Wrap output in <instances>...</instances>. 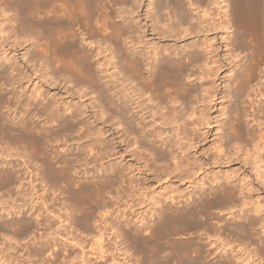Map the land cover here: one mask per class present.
I'll return each instance as SVG.
<instances>
[{"label":"bare ground","instance_id":"1","mask_svg":"<svg viewBox=\"0 0 264 264\" xmlns=\"http://www.w3.org/2000/svg\"><path fill=\"white\" fill-rule=\"evenodd\" d=\"M113 1L0 0L1 14L4 13L6 7H11L12 10L15 8L14 18L17 22V28L29 30V34L30 31L35 32L34 35L36 36L31 33L33 37L30 36L31 34L28 37H32L30 38L32 42L34 37H37V44L41 43L40 45H43L42 48L38 45L42 49V53L38 51L39 48L35 49L42 56H38V61L40 63L39 58H43L41 61L45 64L41 62L42 65L50 67L49 70L53 72V76H51V73L49 79L56 84L55 88L58 92L65 91L67 95L71 94V96L79 95L81 99L85 96L89 98V95L93 94L90 99H93L94 102L89 101V103H91V107L94 103L99 106L97 111L94 110L93 113H95L97 119H102L103 128L100 129H103L101 131L104 135V137L99 136L101 134L98 135V131L93 129L95 126L92 127L89 122H86L89 106L87 105V108H81L80 106L86 104L85 100V102L81 101V104L71 100L66 105L64 99L56 100L57 95L54 94V98H52L53 96L51 98L49 96L48 98L39 96L31 102H27L19 96H12L7 101L8 103H17L14 105L17 108V113L20 112L23 106H25L26 111V115L22 113L23 115L19 119L16 117L17 122L9 121L6 117L7 112L2 110L1 107L3 106H0V162L4 163L5 161L10 165L9 171L0 172V188H6L8 191V194L7 192H0V213L2 212L0 219L4 218V214L11 215L12 209L21 214L20 217L23 218L22 220L18 219L20 220L18 221L19 227H14L20 236L27 235L28 237L29 233L36 231L33 229L35 225L32 221L24 219L28 212L31 216H34V222H37L38 226H45V232L41 233V238L35 235L32 238L33 244L34 242L41 244L40 248L43 253L30 249L27 243V246L21 251L16 250V243H14L16 239L14 238L13 241L8 239L9 242L7 241V243L10 245V242H12L11 246L7 249L0 247L2 248L0 249V264H11V260H17L18 264H23L24 262H21V260L24 261L25 258L28 260L36 258L34 260L37 264H46V261L51 260L48 264H53V258L57 262L60 254L64 252L63 249L68 253L62 256L66 255L68 259L70 257V261L75 260L73 261L74 264H124L119 258L121 253L110 252V254L108 252L110 250L105 249L107 247L104 242L108 232L111 230L117 237L123 235L120 231V236H118L121 228L117 230L115 227H121L120 222L128 219L130 214L126 209L137 219L142 218L140 221H144V218H146L144 216L146 214L145 208L151 205L154 208L153 204L156 206L161 201L153 196V190V193L151 191L152 197L149 192H145V189L150 187V190L152 185H157V183L160 184L159 187H174L173 184L176 183L173 181L174 179L178 183L186 180L198 189L209 183L212 190L206 193L207 189L202 188L203 191L201 190L199 193L200 201L198 202L196 199L198 203L195 202L194 204L191 201L187 206H183L184 208L170 207V210L163 211L168 213L162 216L161 221L166 219V222H169L172 227V234H179L181 227L187 228L188 225L191 226L192 224H203L199 228L204 230L202 226L209 223L210 220L212 221L215 218L221 220L212 208L213 203H215L212 202L215 201L213 198H216V205H219L230 215L238 208L241 212L250 210L256 213L253 217H251L252 214L248 216L245 213L246 219L244 220L246 222L240 220L243 223L245 222L240 225H237V223H240V221L238 222L239 218L235 225L234 221L232 222L233 225H230V220L226 219L225 223H222L224 220H221V227L225 231L224 235L221 234L225 236L226 229H229L232 233L231 229L233 228L235 234L254 240L253 242L256 245L259 244L258 250H264V235H262V232L260 235L259 231L258 236L257 231L259 228L256 227L257 224L264 227V222L261 220L264 219L261 217L264 212V204L262 205L260 202V204L256 203L258 205L253 207H246L249 205L250 194L253 191L264 189V165H261V163V166L258 165L259 179L261 180L254 182L253 180L241 182L242 178L236 182L235 177L237 175H233L232 172V165L237 160L240 161V154L238 153L241 152L242 148L245 155L242 153L241 155L246 157L244 159L246 161L251 159L249 158L250 154L255 159H261L264 152V125L260 121L256 127H248V123L245 125L243 119L246 118H244V115H248L245 110L247 106H242L247 100L245 97L250 98L252 92L257 91L258 93L256 92L254 95L264 96V0H232L236 4V14L238 13L240 18H236L237 22L241 21V26L238 27L232 9L224 10V15L220 11L223 8L220 3L225 0H211V5H219L218 8L215 6L217 11L213 10L212 12L211 9H206L199 11L201 13L199 16H197L199 14L197 11H195L197 12L195 16V13L191 10L193 16L186 8V5H190L192 2L187 4L185 0H147L150 1L147 2L149 7L153 5L150 9L145 8L147 6L144 7V9H147L146 13V10H143L147 15V19H150V24L149 21L143 20L140 13L143 0ZM203 1L205 3L208 0ZM196 2L198 1L196 0ZM206 3L208 4V2ZM211 5L209 6L212 7ZM10 9L7 10L10 11ZM119 9L120 11L116 16L115 13ZM200 10L203 9L200 8ZM116 17H119V20H116ZM9 21L12 24V21ZM234 27L239 29L238 31L235 29L234 33L237 32L230 37V29H234ZM3 28L5 27L3 26L1 30ZM6 29H4V32ZM18 32L20 33V31ZM36 32L39 34V38ZM11 33L4 35V41H1V45H3L0 53L13 51L19 56L17 47H23L24 42L21 41V43L23 42L21 44L19 41L22 39H19L14 32ZM25 33L27 34V32ZM23 35L21 34L19 37ZM223 36L225 39L231 38V44L238 41V49L241 47L240 51L242 52L243 48L246 49V46L248 48L252 42L254 43V50L253 48L251 50V54L253 51L254 54H252L253 56L250 55V57L255 56L254 58H256V64L254 62L253 68L252 64L247 63L248 67L251 68L245 67V70L242 69L243 71L238 73L236 69L241 64V60L237 59L238 55H234V52L238 51L228 48L227 52H223L222 43L218 42V39L221 38L222 40ZM228 44L225 47L232 46ZM25 52L24 56L28 52L30 53L31 50L28 49ZM38 52L36 53L38 54ZM7 57H9L8 59L11 58L10 55H7L5 57L7 61ZM250 59L254 61V59ZM16 66L12 67V71L6 73L9 76V83H19L21 85L22 80L29 77L30 72L27 71V74V72L16 68ZM33 66L36 65L33 64ZM44 71L47 73V70ZM232 71H234L233 74L226 75L227 72ZM46 73L43 72L41 75L46 77ZM0 74L3 75L5 72L1 73L0 71ZM7 74H5V77H7ZM32 75L34 76V74ZM220 79H224L226 90L222 88L223 82L219 83ZM23 85L19 87H23ZM39 92H36V94ZM1 93L2 91L0 95ZM95 94L96 96H94ZM69 100L70 98L67 101ZM218 102L221 105L228 102V105L220 109L225 110L222 111L225 112L223 114H227L224 120L212 116L211 110L218 106ZM257 104L259 105V103ZM250 106L248 105V108ZM256 109L258 108L256 107ZM260 109L262 110V106ZM37 116H44L42 121L46 120V122L43 124H46V126L50 124L51 129H38L42 121L35 119ZM58 126L59 128H57ZM211 137L213 138L211 139ZM208 142H212L211 154L206 155L208 157L204 159L196 157L195 155L200 149L208 152L209 149L206 147ZM73 143H77L78 146L72 147ZM248 145H252L254 149L247 148ZM66 146L67 148L64 149ZM104 158L106 161L102 162ZM261 162L263 163V161ZM216 167L219 170H216ZM96 169L98 172H102L104 185L97 180L99 177L95 180L97 182L91 178V180H86L88 178L77 180V174L82 173V171L87 176L92 170ZM198 173H200V176ZM197 175L199 177H196ZM202 175L204 176L201 179ZM99 179L102 180L101 177ZM95 183L99 184H97V188L94 187ZM11 186L17 189L15 195L11 194ZM178 188L174 191L170 190L174 193L177 192ZM178 190L182 192L181 189ZM172 192V195L168 196L170 201L175 204L180 203L185 193L182 192V194L176 195L175 192V195H173ZM187 193L188 191H186ZM193 194H191V197H193ZM195 194L197 195V193ZM4 195L9 199L12 198L13 205L6 202L8 199H4L6 198ZM67 200L71 202L66 203ZM192 200L194 202V199ZM59 201L65 202L64 204L70 207V213L61 215L60 208H58ZM257 201L259 202V200ZM202 202H205V204L202 205ZM170 204L166 207L168 208ZM60 207L63 208L62 204ZM152 208L150 207L149 210H152ZM114 214H117L115 218L113 217ZM68 221L67 228H63ZM71 221L74 223L79 222L77 224L82 230L78 229L77 232L78 234L84 232L85 236L81 234L85 238H82V235L79 234L82 239H77L75 233L76 235H72L73 237L70 239L68 235L77 230L72 229L76 226H74V223L72 225ZM52 223H56V226ZM130 223L129 227H131ZM183 225H186V227ZM193 226L189 230H194ZM206 226L208 227L210 224ZM6 227H8V224H6ZM69 227L70 229L67 231ZM122 227L127 231L124 225ZM164 227L171 234L168 229L169 225ZM197 227L195 228L199 231L200 229H197ZM7 230L9 231V228ZM229 230H227V237L230 234ZM3 231L2 233H4ZM133 231L135 233L131 232L132 234H137L136 229H133ZM214 231L212 235L208 232L204 233L207 235L208 239L206 240H209V242H205L200 238L194 242L198 246L192 247L191 250H189L190 247L188 249V246H185L187 249L182 251L180 250L182 244H178V251L176 247L178 241L176 243L169 238L170 244L171 241L174 244L172 243L173 247L172 244L170 246L173 248H171L172 251L167 252H170V254H165L168 255L165 257L166 260L168 257L169 264H175V260L178 261L177 263L182 261L180 264H264L262 262L264 257L261 256V258L258 255L260 253L258 250L257 252L252 250V252L245 248L249 247L247 243L249 240L241 242L242 238H238L236 235V241L239 243L232 244L231 241L236 237L232 238L233 240L228 237L231 241L226 240V236V238H223L220 232L214 234ZM68 232L71 234H68ZM234 233H232L233 236ZM53 234H57V236L49 238V235ZM201 234L199 233V236ZM79 236L78 238H80ZM88 237H90V242L87 240L88 243L85 245V239H89ZM63 238L65 240L69 239L72 244L68 243V245L65 243L66 241L62 243ZM133 238L134 236L131 238L132 241L136 239V237L134 240ZM193 238L197 239L195 236ZM60 239H62V242ZM148 241L147 246H149ZM187 241L189 242V240ZM49 243L51 245L54 243L55 246L53 245L54 247L51 248V245H48ZM58 243L62 244L63 248L61 245L58 247ZM138 243H136L137 246H140L141 243ZM243 243L245 247L242 245ZM67 245L72 246L71 249L67 250ZM76 247L77 250L79 248V251H76ZM118 247L119 245L115 248V251H120ZM159 247L161 248V246ZM170 247L168 246V248ZM185 247L182 246L181 248ZM256 247L258 245L253 248ZM157 249L155 248V250ZM243 251L244 253H242ZM88 252L96 255V260L90 257ZM143 252L141 250L140 253L143 254L142 258L146 262L152 258L153 261L154 258L159 261V258L162 259L164 256L160 254L161 252L154 251L155 253H151L147 249H144ZM107 253L110 254V258L104 260ZM46 254L48 255L45 257L46 261H44L43 256ZM66 256L65 258H67ZM209 256H212L210 260ZM254 256L259 257L260 261L254 259ZM21 257L25 258L21 259ZM215 257H217V260L213 261L212 259H215ZM98 259H100L99 262ZM67 261L69 264H73L69 260Z\"/></svg>","mask_w":264,"mask_h":264},{"label":"rangeland","instance_id":"2","mask_svg":"<svg viewBox=\"0 0 264 264\" xmlns=\"http://www.w3.org/2000/svg\"><path fill=\"white\" fill-rule=\"evenodd\" d=\"M110 2L111 1H113V0H109ZM186 2H187V4H190L189 2H192L190 5H186V8L187 9H189V12H191L192 13V11H193V13H195V16H196V14H197V12L199 13L197 16H199L201 13V11H204V10H210V11H212L213 12V10L215 11H217V8L219 7V5H216V4H214V6H213V4L211 5L210 4V1L211 0H208V1H206V2H208V4L205 2L204 3V1L202 0H197L198 2H196V0H185ZM193 1H194V3H193ZM219 1H221V0H219ZM113 2H115V1H113ZM150 2V1H147V0H143V3H142V6L143 7H141L142 9H140V13L142 14V18H143V20L145 21V20H147V21H149L150 19H147V15L145 14L146 12H147V9H150V8H152L153 7V5H151L150 7L148 6V3ZM226 2V0L225 1H222L221 3H220V6H222L223 8L220 10V11H222V13H223V15H224V10H228V9H232L233 10V12H234V18L236 19H240L239 18V16H238V13L236 14V12H237V8H236V4H234V2H232V0H230L229 2H228V0H227V2ZM232 3V4H231ZM197 4H199V5H197ZM204 4V5H203ZM205 4H207L206 6H205ZM117 5H119V4H117ZM209 5H211L212 7H210ZM145 6H147V7H145ZM188 6V7H187ZM191 8H190V7ZM199 8H202L203 10H200V8L198 9L197 7ZM202 6V7H201ZM217 8H216V7ZM1 7V6H0ZM118 7V6H117ZM144 7L145 8H147V9H144ZM11 8V7H10ZM10 8H7L6 7V9H4V16H3V14H1V12H0V25L3 27H5V28H3V30H1V28H0V32H1V34H0V49L2 48V45H1V41H4V35H8V34H10L11 32L13 33H15V35L17 36L18 35V38L19 39H22V40H20L19 42L21 43V41H23L24 43H26V44H24L23 42V47H17L18 48V55L19 56H17V54H15L13 51H10V52H7V53H0V71H1V73H4L5 72V74H7L6 72L8 71V72H10V71H12V67L14 66H16V64L17 63H19L18 64V66H16V68H20V70L22 69V71H25V72H32L31 74L29 73L28 74V72H27V74L29 75V77H27V78H25V80L23 79L22 80V84L21 85H23V84H25V85H23V87H19V86H21V85H19V83H14V84H11V83H9V76H8V74H7V77H5V74H3V75H1L0 74V92L2 91V93H1V95H0V99H2V100H0V101H4V102H0V106H3V107H1L2 108V110H4L5 112H7V114H6V117L8 118V120L9 121H15V122H17L18 121V119L21 117V115H23V114H25L26 115V111H25V106H23L21 109H20V112L19 113H17V108L14 106V105H16L17 103L15 102H10V103H8V101H7V99L8 98H10V97H12V96H19V97H21V99H24V100H27V102H31L32 100H36L37 99V97H39V96H41V97H44V98H48V96H49V98H51V96H53V94L56 96V100H61V99H64L65 100V102H66V105L69 103V102H71V100H72V102H75V103H77V104H81V101H84L86 104L84 105H80L81 106V108H87V105L89 106L88 107V112H87V115H86V122L88 123H90L91 124V126L92 127H94L93 129H94V131L96 130V131H98V135L99 134H101V135H99V136H103L104 137V135H103V132L101 131V130H103V129H100V128H103V124H101V121H102V119H97V116L96 115H94L95 113H93L94 112V110H96L97 111V108H99V106L98 105H95L96 103H94L92 106L93 107H95V108H93V107H91L90 106V104L91 103H89V101L90 102H94V100L93 99H90V98H92L93 97V94H90L89 96V98H88V96H85L83 99H81V98H79L80 96L78 95H76V96H71V94H69V95H67L66 94V92L65 91H63V92H58V90L55 88V86H56V84H54L50 79H49V75L51 74V76H53V72L52 71H50L49 69H50V67H48V66H46V65H42V63L43 64H45L43 61H41V60H43V58H39V60H40V63H39V61H38V56H40V57H42L41 55H39L40 53L38 52V51H42V47H43V45H40L41 43H39V42H41V41H39L38 43L39 44H37V40H36V38L37 37H34V39H33V42H32V39H30V38H32L33 36H36V35H34L35 34V32L33 33L32 31H30V34L31 33H33V36H32V34L30 35L29 33H28V31H26V30H22V29H18L17 27V22H16V20H15V18H14V9L12 10V9H10ZM119 8V7H118ZM7 9H10V11L9 10H7ZM198 9V10H197ZM13 11V13H12V11ZM145 11V13H144V11ZM192 10V11H191ZM120 11V9L117 11V13H115V15L117 16V14H118V12ZM195 11H197V12H195ZM200 11V12H199ZM10 13V14H9ZM193 13H192V15H193ZM144 14V15H143ZM202 14H203V12H202ZM238 16V17H235V16ZM13 16V17H12ZM146 16V17H145ZM194 16V15H193ZM3 19H2V18ZM13 18V19H12ZM237 19L235 20L236 21V23H237V27L238 26H241V21H238L237 22ZM5 20H8V21H5ZM9 20H11L12 21V24H11V22L9 21ZM116 20H119V17H116ZM2 21H3V23H2ZM5 21V22H4ZM14 21V22H13ZM143 21V22H144ZM151 23V21H149V24ZM234 23V25H236V23L235 22H233ZM8 26H7V25ZM10 26V27H9ZM15 27V28H14ZM237 27H234V29L233 28H231L230 29V31H231V34L229 35L230 37H232L231 35H233L234 36V34L238 31V29L239 28H237ZM6 28H10V29H6ZM4 29H6L5 30V32H6V34H5V32H4ZM235 29H237V31L234 33V31H235ZM4 33H3V32ZM11 31V32H10ZM18 31H20V33L18 32ZM25 32H27V34L24 33ZM3 33V34H2ZM11 33V34H12ZM23 35V36H21V37H19V35ZM36 34H37V32H36ZM2 35V36H1ZM27 35V36H26ZM28 35H30V36H32V37H28ZM39 34H37V36H38ZM224 35H226V34H224ZM227 37V36H226ZM17 38V40H19ZM24 38V39H23ZM29 38V39H28ZM38 38H39V36H38ZM195 39H197V38H195ZM202 39H204V37H202ZM220 39V40H219ZM218 39V42H220V43H222V48H223V52H227V49L229 48V49H234V51L236 50V51H238V52H234V55H238L237 56V59L238 60H241V64L237 67V71H238V73H241L243 70H245L246 68H251V67H248V64L247 63H249V64H252L251 66H252V68L254 67V62H255V64H256V61H255V59L256 58H254V57H250V55H252V54H254V51L252 52V54H251V50H252V48H253V50H254V47H253V45H254V43L252 44H250L249 46H248V48H247V46H246V49H248V50H246L245 48H243L242 50H243V52L242 51H240V49H241V47H239L240 49H238V46L239 45H237V42L236 41H234L233 43L235 44H231V38H228V39H225V37L223 36L222 37V40H221V38H219ZM225 39V40H224ZM36 40V41H35ZM226 40H227V42H226ZM31 42V43H30ZM36 42V43H35ZM21 43V44H22ZM229 43V44H228ZM30 44V45H29ZM35 44H37V45H35ZM232 45V46H227V47H225V45ZM239 44V43H238ZM38 45H40V47H38ZM224 45V46H223ZM27 48V50L29 49V50H31V52L30 53H32V54H30L29 52H28V54H26L25 56H24V54L26 53L25 51H27L26 50V48ZM30 47V48H28V47ZM233 46H234V48H233ZM235 46H237L236 48H235ZM250 46H251V48H250ZM39 48V49H38ZM35 49H38V51L36 50L35 51ZM244 49H245V51H244ZM249 49H250V51H249ZM36 52H38V54L36 53ZM42 53V52H41ZM5 54V55H4ZM13 54V55H12ZM37 54V55H36ZM247 54V55H246ZM9 56L10 55V59H8L9 57H7V59H8V61L6 60V56ZM15 55H16V57H17V59H15L16 57H15ZM34 55H36V56H34ZM253 56V55H252ZM36 57V58H35ZM250 58H252V60L254 59V61H251V59ZM13 59H14V61H13ZM37 59V60H36ZM9 61H11V63H9ZM13 61V62H12ZM38 61V62H37ZM16 64H15V63ZM42 62V63H41ZM251 62V63H250ZM253 62V63H252ZM34 65H36V66H33V64ZM40 65H42V66H40ZM245 63V64H244ZM13 64H15V65H12ZM25 65H26V67H25ZM37 65H39V66H37ZM244 65V66H243ZM48 67V68H46V67ZM243 67V68H240L239 69V67ZM31 67V68H30ZM33 67H34V69L37 71V72H34L35 70L33 69ZM39 67V68H38ZM44 67H45V69H44ZM246 67V68H245ZM26 70H25V69ZM30 68V69H29ZM38 68V69H37ZM24 69V70H23ZM243 69V70H242ZM3 70V71H2ZM31 70V71H30ZM43 72H45L46 73V71H44V70H47V73H46V77H44V76H42L41 74L43 73ZM49 71V72H48ZM34 72V73H33ZM38 72H40V73H38ZM234 73V71H232V72H230V73H228L227 72V74L226 75H231V74H233ZM32 74H34V76L32 75ZM2 76V77H1ZM55 76V75H54ZM33 77V78H32ZM28 80V81H27ZM222 80V81H221ZM7 81V82H6ZM25 82V83H24ZM47 82V83H46ZM221 82H223L222 83V88L223 89H227V88H225V81H224V79H220L219 80V83H221ZM5 85H4V84ZM49 85V86H48ZM5 86V87H4ZM54 86V87H53ZM57 90V91H56ZM39 91H42V92H39ZM36 92H39L38 94H36ZM52 92V93H51ZM54 92V93H53ZM56 92V93H55ZM257 91H255V92H252L251 93V97L250 98H247V97H245L247 100H246V102H244L243 104H242V106L244 107V105H246L247 106V109H246V107H245V110H246V114H248V115H244V118L245 119H243V123L246 125L247 123V126L248 127H250V126H257L258 125V122L260 121V122H262V124L264 125V107H263V104H264V100H262V99H264V96H262L261 97V95H258L257 96V94L256 95H254L255 93H256ZM36 95H35V94ZM59 93V94H58ZM63 93V94H62ZM258 93V92H257ZM6 94V95H5ZM60 94H62L61 96H59ZM65 94V95H64ZM46 97H45V96ZM64 95V96H63ZM92 95V96H91ZM6 96V97H5ZM24 98H23V97ZM59 96V97H58ZM94 96H96V94L94 95ZM257 96V97H256ZM63 97H65V98H63ZM260 97V98H259ZM52 98H54V96L52 97ZM60 98V99H59ZM70 98V100L69 101H67L68 99ZM79 98V99H78ZM77 99H78V101H77ZM81 99V100H80ZM89 99V100H88ZM74 100V101H73ZM259 101V102H257V101ZM261 101H263V102H261ZM80 102V103H79ZM248 102V103H247ZM3 103V104H2ZM7 105H5V104ZM14 103V104H13ZM89 103V104H88ZM247 103V104H246ZM253 103V104H252ZM257 103H259V105L257 104ZM261 103H263L262 105H261ZM2 104V105H1ZM74 104V103H73ZM218 104V108L215 106L214 108L215 109H212L211 110V113H212V116L214 115V118H219L220 120L221 119H225L224 117L227 115V114H223V113H225V112H222V111H225V110H220V109H222L221 107H224V106H226V105H228V102H226V103H224V105L222 104H220V102H218L217 103ZM220 104V105H219ZM12 105V106H11ZM248 105L250 106L249 108H248ZM11 106V108H14V109H11V108H9ZM97 106V107H96ZM259 109H256V107ZM261 106H262V110L260 109L261 108ZM91 107V108H90ZM220 107V108H219ZM93 108V109H92ZM16 109V110H15ZM10 110H12V111H10ZM90 110V111H89ZM252 110V111H251ZM95 111V112H96ZM219 111V112H218ZM249 111V112H248ZM13 113V114H12ZM21 113V114H20ZM23 113V114H22ZM93 113V114H92ZM250 113V114H249ZM254 113V114H253ZM260 113V114H259ZM263 115H262V114ZM19 114H20V116H19ZM216 114V115H215ZM222 114V115H221ZM7 115H9V116H12V117H9V116H7ZM217 115H220V116H218L217 117ZM250 116V117H249ZM16 117H18V119H16ZM88 117H89V120L87 121V119H88ZM95 117V118H94ZM249 117V118H248ZM44 118V116L43 117H39V116H37V117H35V119H38L39 121H42V119ZM248 118V119H247ZM11 119V120H10ZM261 120H263V121H261ZM254 121V122H253ZM46 122V120H43L42 122H41V126H39L38 127V129H43L44 130V128L46 129V130H49V125L50 124H48L47 126H46V124H43V123H45ZM253 123V124H252ZM89 124V125H90ZM255 124V125H254ZM255 127H254V129H255ZM48 128V129H47ZM57 128H59V126L57 127ZM56 127H55V129H57ZM99 130H98V129ZM51 129V128H50ZM53 129V128H52ZM213 137H211V139H212ZM75 144V145H74ZM78 145H77V143H73V145H72V147H77ZM251 148H250V147ZM206 147L209 149V150H207L208 152H205V151H203V150H201L200 149V151H198L197 153H196V157H200V158H202V159H204L205 157H208L210 154H211V149H212V142L210 143V142H208L207 144H206ZM61 148H63V147H61ZM67 148V146L66 147H64V149H66ZM247 148H249V149H254V147L252 146V145H248V147ZM242 150H243V148L240 150V151H238V152H240V153H238V154H240V158H239V160L240 161H238L237 160V162H235L233 165H232V172H233V175H237V177H235V181L236 182H238L239 180H241V178H242V181L241 182H244L245 180L246 181H248V182H250L251 180H253V182L254 181H257V180H261V179H259L260 178V175H259V171H258V165L259 166H261V165H264V152H263V154H262V157H261V159L260 158H256L255 159V157L253 156V157H251V154L249 155V158H251V159H249V160H244V159H246V157L245 156H243V155H245V152L243 153L242 152ZM244 151V150H243ZM253 151V150H252ZM193 153H195V152H193ZM201 153V154H200ZM204 153H205V155H204ZM207 153V154H206ZM241 153L243 154V155H241ZM0 154H1V152H0ZM203 154V155H202ZM206 155H208V156H206ZM242 156H243V158H242ZM105 159V158H104ZM102 160V162L104 161H106V159L105 160ZM253 159H254V161H253ZM260 159V160H259ZM242 161V162H241ZM246 161V162H245ZM261 161H263V163L261 162ZM250 164H249V163ZM1 164H0V172L2 173V172H4V171H9L10 169H9V167H10V165H8V163H6L5 161H4V163L3 162H0ZM243 163H245V164H243ZM260 163H261V165H260ZM4 164V165H3ZM255 164V165H254ZM3 165V166H2ZM257 167V169H256V167ZM218 167H216V170H219V168L217 169ZM3 170V171H2ZM257 172V173H256ZM84 173V171H82V173H79V174H77L78 176L76 177L77 178V180H85V178H88V179H86V180H96L98 177L100 178H102V180L100 181V179L98 178L97 180L99 181V183L100 184H103L104 185V176H103V174H102V172H98L97 171V169L96 170H92V172H90L89 173V175H85V174H83ZM100 173V174H99ZM85 175V176H84ZM92 175V176H91ZM101 175V176H100ZM198 175L200 176V173H198ZM196 176V177H199V176ZM239 175V176H238ZM259 175V176H258ZM203 176L204 175H202L200 178L202 179L203 178ZM256 176H258L257 178H256ZM91 178V179H90ZM243 178H244V180H243ZM174 182H176L175 184H177L178 183V181L176 180V179H174L173 180ZM95 182H97V181H95ZM180 183V184H179ZM176 186H175V184H173L174 185V187H172V186H170V188L169 187H166V186H164V187H159L160 186V184L159 183H157V185H152V187H151V189L149 190V188H146L145 189V192H149V195L151 194V191L153 190L154 191V193L156 194H154L153 193V191H152V193H153V196L154 197H156V198H158V199H160L161 201H160V203H158V204H156V206H155V204H153V206H154V208H152V205L150 206L151 208H152V210H149L150 209V207H147V208H145L146 209V214L144 215V216H146V218H144V221H140V220H142V218H136L132 213H129V211H128V209H126V211L128 212V214H130L129 215V217H128V219H125V220H122L121 222H120V225H121V227H115L117 230H119V228H121L120 230H119V233H118V236H120V231H121V235L123 234V235H125L124 237H123V235L121 236V237H117V235L115 236L113 233L114 232H111V230L108 232V234H107V237H106V240H105V246L107 247V248H109V249H107V248H105L106 250H110V251H108L109 253L111 252H113V253H116V252H119V253H121L120 254V256H119V258H120V260L122 261V262H124V264H154V262L156 261V262H158V263H156L155 262V264H159L161 261H163L164 263H168V257H167V260H166V256H168V255H165V254H170V252L172 251V247H173V242H176L177 243V241H178V243L176 244V247H177V250H178V244L180 245V244H182V245H180V250H186L187 248L185 247V246H188V249H189V247H190V249L189 250H191V248L193 247H197L198 246V244H196V243H194L195 241H197L198 239H200V238H202L203 239V241H205V242H209V240H206V239H208L207 238V235H205L204 233L206 232H208V234H210V235H212L213 233V230H215L214 231V234H215V232H220V235H224V230H223V228L221 227V223L220 222H222L223 220V222L222 223H225V221H226V219H228V220H230L229 221V223H230V225H233L232 224V222L234 221V225H235V223H237L236 221H237V219L239 218V220H238V222L240 221V220H242V221H245L246 222V220H244V219H246L245 217V213H246V215H248V216H250L251 214V217H253L256 213H254V212H252V211H250V210H247V212H241V211H239L240 210V208H238V210H236V211H234V215L233 214H231L230 215V213H228L227 211H224V209H222L219 205H216V198H213V199H215V201H212V202H215V203H213V210L217 213L216 215H217V217H220V219L222 220H219L218 218H215V219H213L212 221L210 220V222L209 223H207V224H204V226H202L203 228H204V230H205V228H206V231L204 232V230H202V229H200L199 227H201V225H203V224H201V225H199V224H192L191 226H187V228H183V227H181V229H180V233L179 234H172L171 232H172V227H171V225L169 224V222H166V219H163L162 221H161V219H162V216H165L164 214H166V213H168V212H163L164 210L165 211H168V210H170L169 208L170 207H172V208H184L185 207V205L187 206L188 205V203H190L191 201V203H194L195 204V202L196 203H198L199 201H200V199H199V196H200V192H201V190L203 191V189H207L206 190V193H208L209 191H211L212 189H211V186H210V184L209 183H207L204 187H199V189H198V187H196L195 185H191L189 182H187L186 180L185 181H183V182H179ZM187 183V184H186ZM189 183V184H188ZM96 184V183H95ZM98 184V183H97ZM94 185V187H96V186H98V185ZM257 184V183H256ZM179 185H180V187H179ZM186 187H184V186ZM182 186V187H181ZM192 186V187H191ZM209 186V187H208ZM179 187V188H178ZM208 187V188H207ZM11 188V194H13V195H15L16 193V191H17V189L14 187V186H11L10 187ZM97 188V187H96ZM176 188H178V189H181V191L183 192V194L185 193V195H186V197H185V195H184V197L183 198H181V202L180 203H177V204H175V203H173L172 201H170V199L168 198V196L169 195H172L171 194V192L172 191H174ZM187 188H189L188 190H187ZM203 188V189H202ZM1 190H0V192H7V194H8V191H7V189L6 188H0ZM172 191H171V190ZM177 189V192L175 193L176 195L178 194L179 195V193H181L182 194V192H179L180 190H178ZM198 190H200V191H198ZM186 191H188V193L186 194ZM195 191V192H194ZM196 191H198V192H196ZM190 192H191V194H195V193H197V195L195 194H193L192 196L193 197H191V194H190ZM193 192V193H192ZM170 193V194H169ZM173 193V192H172ZM173 193V195H175ZM206 193H205V195H206ZM7 194H5V195H7ZM10 194V195H11ZM167 194V195H166ZM180 194V195H181ZM4 195V197H6V198H4V199H8L6 202L8 203V204H12L13 205V203H12V198L11 199H9L7 196H5ZM150 196H152V194L150 195ZM152 196V197H153ZM191 198H190V197ZM197 196H198V198H197ZM10 197V196H9ZM167 198L166 200H165V198ZM185 198V199H184ZM183 199V200H182ZM189 199V200H188ZM192 199H194V202H193V200ZM196 199H197V201H196ZM212 199V198H211ZM210 199V200H211ZM64 200V199H63ZM167 200H169V201H167ZM187 200V201H186ZM257 200H259V202L257 201ZM262 200V201H261ZM185 201V202H184ZM70 203L71 201L70 200H67L66 201V203ZM172 202V203H171ZM183 202V203H182ZM255 202V203H254ZM260 202L262 203V205L264 204V189H261V190H259V191H253L252 192V194H250V197H249V200H248V203H249V205L248 206H246V207H253V206H255V205H258V204H260ZM65 202H62V201H59V204H58V208H60V209H62V210H60L59 209V211H60V213H61V215L62 214H68V213H70V207L67 205H65L64 204ZM163 205H162V204ZM170 204V206H168V208L166 207V205H168V204ZM203 204L202 205H204L205 204V202H202ZM256 203H258V204H256ZM61 204H62V206H63V208L62 207H60L61 206ZM180 204V205H179ZM181 204H183V205H181ZM70 205V204H69ZM172 205V206H171ZM252 205V206H251ZM165 207L163 210H162V208L163 207ZM184 206V207H183ZM217 206H219V207H217ZM69 209H68V208ZM67 210H66V209ZM217 208H218V210H217ZM18 209V208H17ZM65 209V210H64ZM144 209V210H145ZM167 209V210H166ZM67 211V213H65V212ZM148 211V212H147ZM150 211H151V213H150ZM30 212H28V213H26V216L24 217V219L26 218L27 220H29V221H32V223L35 225L34 227H33V229L34 230H36L35 232H33V233H29L28 235V237H27V235H23V236H20V235H18V233L16 232V230L14 229V227L16 226V227H19V224H18V221H20V220H22V218L23 217H20L21 216V214H18L17 212H15V210L14 209H12V213H11V215H7V214H4L3 215V217L4 218H2V219H0V247H2L3 249H4V247H5V249H7L9 246H11V243L12 242H10V245H9V243H7V241L9 242V240H11V241H13V239L15 240L14 241V243H16L15 245H16V247H15V245H13L15 248H17L16 250H19V251H21L24 247H26L27 245L30 247V249H33V250H38V251H40L41 253H43V251L41 250V248H40V245L41 244H39V243H35L34 242V244H33V236L35 235V236H38V237H40L41 236V233H44L45 232V229H44V227L45 226H43L42 225V227L39 225H37V222H34V216H31L30 214H29ZM224 213V214H223ZM226 213V214H225ZM264 213V212H263ZM262 213V215H261V217L262 218H264L263 216H264V214ZM0 214H2V212L0 213ZM223 215V217H222V215ZM116 215L117 214H114L113 215V217L115 218L116 217ZM219 215H221V216H219ZM225 216V217H224ZM228 218H227V217ZM243 218H242V217ZM112 217V218H113ZM222 217V218H221ZM165 218V217H164ZM18 219H20V220H18ZM160 219V220H159ZM232 219H234V220H232ZM219 220V221H218ZM248 220V219H247ZM261 220H263V222H264V219H261ZM130 221H131V223H130ZM242 221H240V223L238 224L237 223V225H240L241 223L242 224H244ZM56 222V221H55ZM140 222V223H139ZM143 222V223H142ZM164 222H166V223H164ZM70 223H72V225H74V226H76V227H73V226H70L72 229H77V230H75L72 234L70 233V232H68V234H71V235H68V236H70V239H71V237H73L72 235H78L79 236V234H80V236L83 234L84 236H85V233L83 232H80L79 234H78V232L77 231H79L78 229H80V226H79V224H77V223H79V222H73V221H71ZM74 223V224H73ZM129 223H130V226L132 227V226H134V227H132L133 229H136V233L137 234H134L135 232V230L133 231V229L131 228V227H129ZM197 223V222H196ZM4 224H5V226H4ZM6 224H8V227H6ZM52 224H54V226H56L55 224L56 223H52ZM169 225V232L171 233V234H169L168 233V231H167V228L165 229V227L164 226H167V225ZM208 224H210V226H206V225H208ZM59 225V224H58ZM57 225V226H58ZM67 225H69V221L68 222H66L65 223V226L63 227V228H67ZM125 226L126 227V229H127V231L125 230V229H123V227L122 226ZM197 227L198 225V227H197V229H200L199 231L198 230H196V228L194 227ZM223 225V224H222ZM37 226V227H36ZM128 226V227H127ZM183 226H185L186 227V225H183ZM192 226H193V229L195 230H189V229H192ZM206 226V227H205ZM258 226V228H259V230L257 231L258 233V236H259V231H260V235L262 234V235H264V229H262V228H264L262 225L260 226V224H257L256 225V227ZM12 229H11V228ZM70 227L67 229V231H69V229H70ZM189 227V228H188ZM211 227V228H210ZM232 227V226H231ZM261 227V228H260ZM3 228H5V229H3ZM9 228V231L7 230V229ZM210 228V229H209ZM215 228V229H214ZM257 228V229H258ZM11 229V230H10ZM44 229V230H43ZM116 229H114L115 231H117ZM131 229H132V231H131ZM138 229V230H137ZM185 229H187V230H185ZM231 229V228H230ZM261 229V230H260ZM4 230V231H3ZM7 230V231H6ZM41 230V231H40ZM80 230H82V229H80ZM114 230H112V231H114ZM145 233H143L142 231ZM162 230V231H161ZM171 230V231H170ZM227 230H229V229H226V234H225V236L227 237ZM233 232L232 233H234L235 231H234V229L232 228L231 229ZM2 231L4 232V233H2ZM13 231V232H12ZM44 231V232H43ZM66 231V232H67ZM134 232L133 234L131 233V232ZM137 231H139L140 233H138ZM146 231V232H145ZM190 231V232H189ZM202 231V232H201ZM126 232H128V233H126ZM173 232H174V230H173ZM185 233V232H187L188 234H189V236H188V234L187 233H185V234H183V233ZM262 232V233H261ZM76 233V234H75ZM82 233V234H81ZM126 233V234H125ZM176 233V232H175ZM192 235H191V234ZM199 233L201 234L200 236H199ZM222 233V234H221ZM229 233L230 234H228V237H230L231 239L232 238H234V237H236V235H237V237L238 238H242L241 239V242H243V241H246V240H249V238H243V237H240V236H238L239 234H235L234 236L232 235V233H231V231L229 230ZM31 234V235H30ZM132 234V235H131ZM138 234H140V235H138ZM168 234V235H167ZM195 234V235H194ZM197 234H198V236H197ZM13 236V237H11V236ZM44 236H46L45 234H43ZM76 235V237H77V239H82L84 236L82 235V238L80 237V238H78V236ZM130 237H129V236ZM145 235V236H144ZM146 235H147V237H146ZM149 235V236H148ZM151 235H153V236H151ZM177 235H178V238H177ZM184 235H187V236H184ZM203 235V236H202ZM222 235V237L223 238H226L225 236H223ZM230 235V236H229ZM233 237H232V236ZM8 238H7V237ZM14 236H16V237H14ZM55 236H57V234H53V235H49V238H52V237H55ZM67 236V235H66ZM65 236V237H66ZM115 236V238H113ZM132 236H134V238L136 237V241L134 240V238H133V240L136 242V243H138L137 241H139L140 243H138V244H140V246L138 245L137 246V244L134 242V241H132ZM140 237V238H138V237ZM142 236H144V238H142ZM183 236V237H182ZM192 236V237H191ZM193 236H195L197 239L195 240V238H193ZM202 236V237H201ZM64 237V238H65ZM111 237V238H110ZM148 237H149V239H151V240H149L148 239ZM150 237H152V238H150ZM189 237V238H188ZM199 237V238H198ZM228 237L226 238V240H230L231 241V239L229 238L228 239ZM237 237H236V239L234 238V240L233 241H235V242H233V241H231V243L232 244H236V240H237ZM7 238V239H6ZM30 238V239H29ZM41 238V237H40ZM63 238V242H62V239H60V241L62 242V243H64L65 241V243L66 244H72L71 243V241L68 239V240H65ZM85 238V237H84ZM87 238V237H86ZM89 239H83V241H85V245H87V243L88 242H90V237H88ZM110 238V239H109ZM129 238H130V240H129ZM141 238H142V240H141ZM171 240H174L173 242L171 241V244H172V247H170L171 246V244H170V239ZM178 240H177V239ZM180 238V239H179ZM185 238V239H184ZM9 239V240H8ZM29 239V240H28ZM66 239H67V237H66ZM117 239V240H116ZM138 239V240H137ZM140 239V240H139ZM143 239H144V241H143ZM146 239V240H145ZM151 241L150 243H149V241ZM161 239V240H160ZM183 239V240H182ZM205 239V240H204ZM245 239V240H244ZM87 240H88V242H87ZM157 240V241H156ZM186 240V241H185ZM187 240H189V242L187 241ZM193 242H192V241ZM252 240V239H251ZM249 240L247 243H248V245H249V247L247 246V247H245V245H244V243L242 244L248 251H256L257 252V250L259 249V244L257 243V245H258V247H256V248H253L254 246H257L256 245V243L255 242H253L254 240ZM59 241V242H60ZM68 241V242H67ZM147 241H148V245L149 246H147ZM167 241H169V242H167ZM240 241V240H239ZM251 241V242H250ZM29 242V243H28ZM32 244H31V243ZM155 242V243H154ZM181 242V243H180ZM245 242V243H246ZM3 243H4V245H3ZM6 243V244H5ZM21 243H22V245H21ZM26 243H27V245H26ZM135 243V244H134ZM194 243V244H193ZM239 242H237V244H238ZM250 243V244H249ZM251 243H253V244H251ZM37 244V245H36ZM68 244V245H69ZM184 244H186V245H184ZM48 245H51L50 243L48 244ZM54 243H52V245L50 246L51 248H53L54 246ZM60 245H61V247H62V244H57V246L58 247H60ZM66 246V249L68 250V249H71L70 247H72V246ZM119 245V249L118 250H120V251H115L116 249L115 248H117V246ZM142 245H144V246H142ZM247 245V244H246ZM7 246V247H6ZM23 246V247H22ZM53 246V247H52ZM104 246V247H105ZM136 246H137V248H136ZM151 246V247H150ZM159 246H161V248H162V250H160L161 248L159 247ZM168 246L170 247V248H168ZM182 246H184L185 248H181ZM22 247V248H21ZM139 247H142V248H139ZM2 248H0V249H2ZM21 248V249H20ZM63 248V247H62ZM89 248V247H88ZM111 248V249H110ZM124 248V249H123ZM153 248V249H152ZM155 248L157 249V250H155ZM160 248V249H159ZM172 248V249H171ZM192 248V249H193ZM144 249H147L149 252H151V253H155L154 251H156V252H161L160 254H162V255H164L163 257H162V259H164V260H162L161 258H159V261H157L156 260V258H154V261H153V258L151 259V260H148L147 262H146V260H144L143 258H142V256H143V254L142 253H140L141 252V250H142V252L144 251ZM254 249H256V250H254ZM264 249V248H263ZM32 250V251H33ZM153 252H152V251ZM170 250V252L169 253H167L168 251ZM237 251H238V249H236ZM62 251H64L62 254H60V256L58 257V261L56 262V259H54L53 258V260L52 261H54V263L53 264H56V263H58V264H69V262L67 261V260H69L70 261V257H69V259H68V256H66L67 255V251L66 250H62ZM76 251H79V248H78V250H77V247H76ZM179 251V250H178ZM252 251V252H253ZM259 251V250H258ZM264 252V250H260L258 253V255L261 257V256H263L264 257V255H263V252ZM126 252V254H124ZM146 252V251H145ZM262 252V253H261ZM89 253V255H90V257H92L93 259H95L96 260V255H94L93 253H91V252H88ZM110 253V254H111ZM144 253V252H143ZM236 253V252H235ZM242 253H244V251L242 252ZM255 253V252H254ZM63 254H66V255H64V256H62ZM110 254H106V256H105V258H104V260H107V258L109 257L110 258ZM48 254H46V255H44L43 257H44V261H46V256H47ZM161 255V256H162ZM257 255V256H258ZM65 256L67 257V258H65ZM213 256V255H212ZM212 256H209V260H210V258L212 257ZM255 258L254 259H258L257 261H260V259H259V257H256V256H254ZM25 258V257H24ZM24 258H22L21 257V259H24ZM262 258V257H261ZM34 259H36V258H34ZM33 258H31V259H27V258H25V260L23 261V260H21V262H24L25 264H37V263H35L36 261L34 260ZM67 259V260H66ZM61 260V261H60ZM72 260V259H71ZM142 260H143V262H142ZM161 260V261H160ZM213 261H215V260H217V257H215V259H212ZM236 260V259H235ZM264 260V258L262 259V262H264L263 261ZM50 261L51 260H49V261H46V264H48V262L50 263ZM73 261H75V260H72V261H70V262H72L73 264H74V262ZM98 262L100 261V259H98L97 260ZM237 261V260H236ZM11 264H18V261L17 260H11ZM16 262V263H15ZM175 264H180V263H177L178 261L177 260H175ZM23 263V264H24ZM162 263V262H161ZM160 263V264H161ZM164 263H162V264H164ZM235 263H237V262H235ZM169 264V263H168ZM171 264V263H170ZM182 264H184V263H182Z\"/></svg>","mask_w":264,"mask_h":264}]
</instances>
